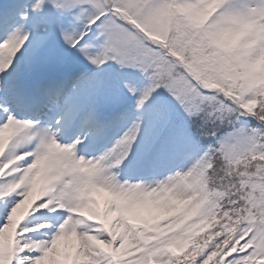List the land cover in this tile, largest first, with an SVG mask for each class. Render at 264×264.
I'll return each instance as SVG.
<instances>
[{
    "label": "snow or ice",
    "instance_id": "6c2138e0",
    "mask_svg": "<svg viewBox=\"0 0 264 264\" xmlns=\"http://www.w3.org/2000/svg\"><path fill=\"white\" fill-rule=\"evenodd\" d=\"M0 264H264V0H0Z\"/></svg>",
    "mask_w": 264,
    "mask_h": 264
}]
</instances>
